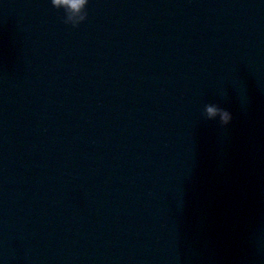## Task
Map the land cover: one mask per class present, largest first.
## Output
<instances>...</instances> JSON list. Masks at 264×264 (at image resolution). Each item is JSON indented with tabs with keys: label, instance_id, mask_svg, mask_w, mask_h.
I'll list each match as a JSON object with an SVG mask.
<instances>
[{
	"label": "water",
	"instance_id": "obj_1",
	"mask_svg": "<svg viewBox=\"0 0 264 264\" xmlns=\"http://www.w3.org/2000/svg\"><path fill=\"white\" fill-rule=\"evenodd\" d=\"M0 264H264V0H0Z\"/></svg>",
	"mask_w": 264,
	"mask_h": 264
},
{
	"label": "clouds",
	"instance_id": "obj_2",
	"mask_svg": "<svg viewBox=\"0 0 264 264\" xmlns=\"http://www.w3.org/2000/svg\"><path fill=\"white\" fill-rule=\"evenodd\" d=\"M52 3L59 7L61 5L65 6L66 10L71 14H81L84 6L88 4V0H52ZM87 18V12L84 11L82 15H80V21H85ZM72 19L70 15L68 20H65L64 23H68ZM79 26L78 23L73 24V27ZM219 113L221 122L223 124H228L231 119L230 115L226 111H219L215 107H208L207 114L210 118L215 117Z\"/></svg>",
	"mask_w": 264,
	"mask_h": 264
}]
</instances>
